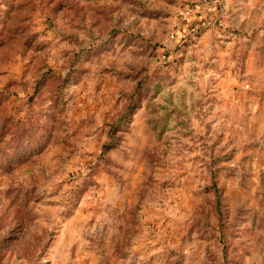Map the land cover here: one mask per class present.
I'll use <instances>...</instances> for the list:
<instances>
[{"label": "rangeland", "instance_id": "1", "mask_svg": "<svg viewBox=\"0 0 264 264\" xmlns=\"http://www.w3.org/2000/svg\"><path fill=\"white\" fill-rule=\"evenodd\" d=\"M0 264H264V0H0Z\"/></svg>", "mask_w": 264, "mask_h": 264}, {"label": "trees", "instance_id": "2", "mask_svg": "<svg viewBox=\"0 0 264 264\" xmlns=\"http://www.w3.org/2000/svg\"><path fill=\"white\" fill-rule=\"evenodd\" d=\"M215 189H216L215 192L217 194L218 202H219V205H220V200H221L220 192H219V189L217 187H215Z\"/></svg>", "mask_w": 264, "mask_h": 264}]
</instances>
